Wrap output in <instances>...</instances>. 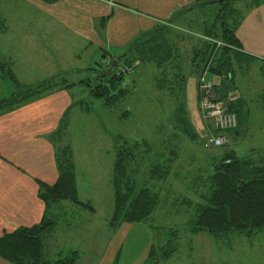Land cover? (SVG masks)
Wrapping results in <instances>:
<instances>
[{
    "label": "rangeland",
    "instance_id": "obj_1",
    "mask_svg": "<svg viewBox=\"0 0 264 264\" xmlns=\"http://www.w3.org/2000/svg\"><path fill=\"white\" fill-rule=\"evenodd\" d=\"M215 10L214 4L196 9V16L200 18L197 24L204 18L209 22ZM36 11L39 10L34 4L23 0H0V64L5 65L3 70L8 69L23 84H33L43 76L61 70H68L67 81L87 78L92 81L94 75L107 71L106 67L100 66L95 71L86 69L96 61L105 60L99 56L101 51L95 46L83 48L82 41L68 31L30 14ZM197 24L180 25L173 30L191 37L192 43H196L200 38L195 34L200 29ZM210 40L222 45L219 39ZM23 44L29 50L21 51L19 57V50L14 48ZM36 48L39 53L50 56L44 61L46 65H40L37 58H30L32 49ZM179 53L181 56L185 54L180 49ZM21 58L26 59L28 67L18 65ZM32 64L35 66H29ZM235 68L236 88L229 90L228 95L233 96L235 91L245 99L236 116L238 131L235 135L216 128L208 114L206 116L198 106L186 105L185 98L177 100L174 96L178 80L171 79L172 69H165L166 75L160 76V68L153 62H140L130 69L123 82H126L127 94L108 108L91 98L84 86L67 107V117L57 143L69 147L77 196L92 206L93 211L66 200L60 201L58 211L63 219L56 225L52 236L44 241V255L55 258L58 250L63 254L68 249H77L79 256L74 264H144L149 243L162 244L164 235L161 229L170 226L178 229L177 249L158 264H264V230L250 236L230 234L214 239L204 231L191 233L187 229L195 204L202 201L200 195L207 191L206 178L212 164L223 150L233 148L238 155H245L252 148L254 158L264 155V110L258 98V92L264 89V78L258 75L260 71L256 64ZM200 74L205 76V82L207 80V99L212 97L225 106L227 96L220 99L213 86L220 82V76L209 73L207 68ZM166 77L169 79L164 80ZM8 81L0 79V98L8 93ZM157 81L164 85L159 86ZM168 88L173 90L172 95ZM196 101L198 104V96ZM180 102L184 103L187 118L197 134L194 141L181 133L173 119L175 105ZM210 128L218 129L224 138L218 146L203 143L204 137L212 134ZM113 134L128 139H146L152 150L164 155L172 150L175 155L167 166L166 177L158 180L148 178L154 155L131 162L130 166L136 167L133 174L139 185L144 181L156 191L159 202L146 220L122 223L110 229L107 218L113 207ZM160 163L164 165L162 161Z\"/></svg>",
    "mask_w": 264,
    "mask_h": 264
},
{
    "label": "trees",
    "instance_id": "obj_2",
    "mask_svg": "<svg viewBox=\"0 0 264 264\" xmlns=\"http://www.w3.org/2000/svg\"><path fill=\"white\" fill-rule=\"evenodd\" d=\"M235 1L209 0L216 3L218 8L213 20L203 26L199 44L192 52L194 70H197L198 74L207 68L209 73L220 76V82L213 86L220 99L223 100L227 96L224 102L225 110L234 114L235 125L226 129V134L231 135L238 131L236 116L245 103L244 97L235 91L232 92L233 96L228 95L229 90L236 88L235 67L246 68L248 64L253 63L257 65L259 74L264 75V59L242 51L234 34L235 19L238 15V10L234 7ZM252 2L257 4L264 0ZM109 16L110 14H107L97 19L100 28ZM165 32V25H156L155 28L141 32L131 39L120 54L109 56V59L103 62L96 61L95 65L86 67L92 71L99 66L104 69L106 67L107 71L94 75L92 81L87 78L74 83L64 82L58 75H51L33 84H23L19 83L8 69L3 70L4 64H0L2 71L0 79L9 80L7 95L0 98V113L35 100L51 90L68 88L74 84L85 86L88 95L98 100L102 107L113 106L127 94L126 82L123 84L125 75L138 63L153 62L158 69L160 68V76L166 75L165 69L172 68L175 48L172 47ZM213 38L219 39L222 45H216L210 40ZM100 56L105 58L104 53ZM179 76L182 77L181 74ZM166 79L169 78H164ZM158 83L159 86L164 85ZM197 96L198 93L196 99ZM260 101L264 110V94ZM66 117L67 109L61 115L56 129L49 135L55 147L57 175L51 184L37 181V197L43 203L39 220L29 226L15 227L0 235V257L12 264H74L79 256L77 249H68L55 258H49L44 255L43 250L44 241L52 236L59 218L62 217V213L58 211L60 201L66 200L90 212L93 211L92 206L86 201L77 198L69 147L57 143ZM187 117L184 103L175 105L173 119L177 128L185 137L194 141L197 134ZM210 131L212 134L220 132L212 128ZM111 137L115 149L111 176L113 207L107 218V225L110 229H115L122 223L146 220L159 202L156 191L144 181L139 185L133 174L136 167L132 168L131 162L141 160L140 158H145L149 154L154 155L155 160L148 170V178L158 180L166 177L167 166L175 153L170 150L167 156L152 150L146 139H128L120 134H113ZM249 150L245 155H238L233 148H226L213 162L206 178L207 191L200 195L202 201L195 204L194 213L187 222V229L191 233L204 231L214 239H219L230 234L250 236L264 230V155L254 158L253 149ZM160 161L163 162V166ZM177 231L176 227H162L164 241L159 245L155 241L149 243L144 264H158L168 259L177 249Z\"/></svg>",
    "mask_w": 264,
    "mask_h": 264
},
{
    "label": "crops",
    "instance_id": "obj_3",
    "mask_svg": "<svg viewBox=\"0 0 264 264\" xmlns=\"http://www.w3.org/2000/svg\"><path fill=\"white\" fill-rule=\"evenodd\" d=\"M23 1L38 8L39 11L30 13L33 17L44 18L47 24L55 23L82 41L85 49L89 46L97 47L98 51L105 54V59L124 51L127 43L139 33L151 30L159 24L165 25L167 38L175 48L171 76L178 82L175 87L177 94L174 97L185 98L186 105L197 106V81L201 74L194 70L192 52L199 40L192 43L191 37L173 29L180 25L197 24L200 18L196 16V9L206 8L207 4L216 5V13V3L209 0ZM234 7L238 10L234 34L241 50L264 59V2L254 4L252 0H236ZM215 13L209 22L204 18L197 24L200 25V29L195 32L197 36L203 26L213 20ZM107 14H110L109 18L100 28L96 21ZM25 45L14 48L19 50V57L21 51L29 50L23 47ZM179 49L184 50L185 54L181 56ZM32 51L30 58H37L40 65H46L44 61L50 56L39 53L37 48ZM25 60L19 59L18 65L28 67ZM41 67L45 69L44 66ZM67 72L68 70H61L53 75H58L64 82L74 83L79 80L67 81ZM258 75L264 78L263 74ZM47 76L49 77V74ZM83 87L74 84L68 88L51 90L35 100L0 113V235L15 227L29 226L39 220L43 203L37 197V181L51 184L57 175L55 147L49 135L56 129L61 115ZM70 90H73V93ZM168 92L172 95L173 90L169 89ZM258 93L260 99L264 89ZM62 219L63 216L58 222ZM59 252L61 251L58 250L56 254H60ZM0 264L12 263L0 257Z\"/></svg>",
    "mask_w": 264,
    "mask_h": 264
},
{
    "label": "built area",
    "instance_id": "obj_4",
    "mask_svg": "<svg viewBox=\"0 0 264 264\" xmlns=\"http://www.w3.org/2000/svg\"><path fill=\"white\" fill-rule=\"evenodd\" d=\"M201 80L203 83L201 84ZM200 84L197 86L198 104L197 106L213 120L214 124L223 130L232 128L235 125L234 114L225 110L221 102L214 98L207 99V80L205 82L204 75L199 78ZM208 90H213L208 88ZM224 138L220 133L216 135L209 134L204 137V145L218 146Z\"/></svg>",
    "mask_w": 264,
    "mask_h": 264
}]
</instances>
